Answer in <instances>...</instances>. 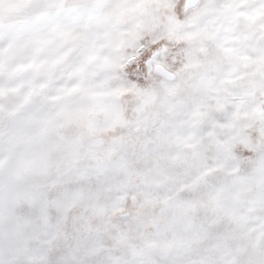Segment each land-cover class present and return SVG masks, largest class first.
Here are the masks:
<instances>
[{"label":"snow or ice","instance_id":"1","mask_svg":"<svg viewBox=\"0 0 264 264\" xmlns=\"http://www.w3.org/2000/svg\"><path fill=\"white\" fill-rule=\"evenodd\" d=\"M0 264H264V0H0Z\"/></svg>","mask_w":264,"mask_h":264}]
</instances>
